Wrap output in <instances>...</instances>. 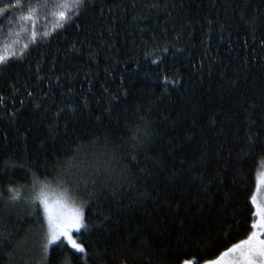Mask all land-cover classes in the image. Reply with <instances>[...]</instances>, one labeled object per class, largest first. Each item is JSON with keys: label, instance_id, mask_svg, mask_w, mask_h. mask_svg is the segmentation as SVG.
<instances>
[{"label": "trees", "instance_id": "1", "mask_svg": "<svg viewBox=\"0 0 264 264\" xmlns=\"http://www.w3.org/2000/svg\"><path fill=\"white\" fill-rule=\"evenodd\" d=\"M0 10V264H41L31 175L69 163L85 253L59 242L43 264H203L247 238L264 163V0Z\"/></svg>", "mask_w": 264, "mask_h": 264}, {"label": "snow or ice", "instance_id": "2", "mask_svg": "<svg viewBox=\"0 0 264 264\" xmlns=\"http://www.w3.org/2000/svg\"><path fill=\"white\" fill-rule=\"evenodd\" d=\"M83 3L84 0H74L77 8L82 6ZM15 6L9 5V7ZM61 7L63 6L61 5ZM59 18L60 21L64 22L70 19V16L66 12L61 11ZM2 62L3 58L0 57V63ZM153 62L155 63V61ZM132 139H136V134L133 135ZM133 159H135V156ZM12 166L15 167V165ZM73 167L74 165L69 163L66 169L56 171L55 175L45 174L43 179L39 174L33 172L31 175V194L26 199L21 196L19 189H8L11 193V196L8 198L9 202L16 203L25 199L26 204L31 209V214H34L37 223H40L41 234H46L47 243H42L41 245L43 249L41 264H43V260L47 256L48 246L55 243L61 237L66 239L77 252L85 253V248L73 240L71 234L72 232H80L81 229L87 230L88 228L84 211L87 202L81 199L82 181L75 178L74 173L71 171ZM51 183H56L57 186L63 189L61 200L57 201L56 205V207L62 209L61 211H57L49 200L47 189ZM67 201H72L73 203L70 211L66 210ZM252 203L257 207L256 215L260 216V222L252 223L251 229L253 231L249 232L246 239L232 244L231 247H227L219 257L207 261L206 264H264V206L256 204L255 196L252 197ZM41 214L43 215V222L40 219ZM247 230V227H245V231Z\"/></svg>", "mask_w": 264, "mask_h": 264}, {"label": "rangeland", "instance_id": "3", "mask_svg": "<svg viewBox=\"0 0 264 264\" xmlns=\"http://www.w3.org/2000/svg\"><path fill=\"white\" fill-rule=\"evenodd\" d=\"M62 192L63 190L61 189H56L54 187H49L47 189V193H48V196H49V200L50 202L52 203V205L54 206V208H56L57 211H61L62 209L56 207L57 205V201L61 200V196H62ZM255 196L256 198V204H259L261 206H264V163L260 166V169L257 173V176H256V186H255V190H254V193L252 195V197ZM251 202H252V199H251ZM253 208H254V220H253V223H259L260 222V216L256 215L257 213V207L255 204H253ZM73 207V203L72 201H67L66 202V210H71V208ZM253 231V229H252ZM45 233H46V224H45ZM77 233V232H72V237H73V240H76L74 234ZM44 242L47 243V237H46V234H44ZM59 242H62L64 244H66L69 248H71L72 250L76 251L68 242L66 239H64L63 237H61L59 240H57L55 243L51 244L48 246L51 247L52 245H55ZM78 243V242H77ZM77 252V251H76ZM184 264H194V262L192 261H186L184 262ZM203 264H206V263H203Z\"/></svg>", "mask_w": 264, "mask_h": 264}]
</instances>
